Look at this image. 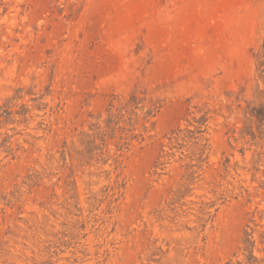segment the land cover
Masks as SVG:
<instances>
[{"label":"rangeland","instance_id":"374dc122","mask_svg":"<svg viewBox=\"0 0 264 264\" xmlns=\"http://www.w3.org/2000/svg\"><path fill=\"white\" fill-rule=\"evenodd\" d=\"M0 264H264V0H0Z\"/></svg>","mask_w":264,"mask_h":264}]
</instances>
